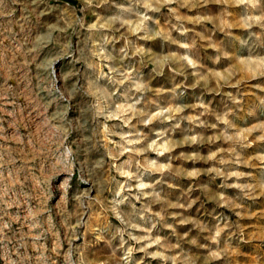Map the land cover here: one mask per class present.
<instances>
[{
    "label": "rangeland",
    "instance_id": "1",
    "mask_svg": "<svg viewBox=\"0 0 264 264\" xmlns=\"http://www.w3.org/2000/svg\"><path fill=\"white\" fill-rule=\"evenodd\" d=\"M0 264H264V0H0Z\"/></svg>",
    "mask_w": 264,
    "mask_h": 264
},
{
    "label": "trees",
    "instance_id": "2",
    "mask_svg": "<svg viewBox=\"0 0 264 264\" xmlns=\"http://www.w3.org/2000/svg\"><path fill=\"white\" fill-rule=\"evenodd\" d=\"M63 1L70 3V4H74V0H63Z\"/></svg>",
    "mask_w": 264,
    "mask_h": 264
}]
</instances>
